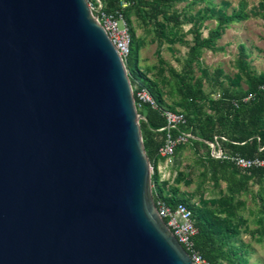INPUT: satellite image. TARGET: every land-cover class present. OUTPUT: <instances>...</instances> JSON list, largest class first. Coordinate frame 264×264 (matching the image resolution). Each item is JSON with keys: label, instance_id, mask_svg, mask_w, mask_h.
<instances>
[{"label": "water", "instance_id": "water-1", "mask_svg": "<svg viewBox=\"0 0 264 264\" xmlns=\"http://www.w3.org/2000/svg\"><path fill=\"white\" fill-rule=\"evenodd\" d=\"M144 119L87 0H0V264H192Z\"/></svg>", "mask_w": 264, "mask_h": 264}, {"label": "rangeland", "instance_id": "rangeland-1", "mask_svg": "<svg viewBox=\"0 0 264 264\" xmlns=\"http://www.w3.org/2000/svg\"><path fill=\"white\" fill-rule=\"evenodd\" d=\"M161 8L176 17L170 22L162 15L148 17L152 11L149 7L148 16L135 9L129 12L136 39L135 67L127 68L132 86L136 85L132 82L133 71H137L157 89L165 105L186 111L183 105L190 98V85L208 98L201 103L203 112L214 115L215 104L211 102L227 92L250 90L249 76L257 75L264 81V0H177L161 4ZM213 11L226 15L242 11L246 18L223 29L211 47H195L197 35L200 41L207 39L217 28L215 18H203ZM198 149L189 145L174 157V166L164 178L170 192L176 187L196 211L203 202L214 208L228 196L225 177L245 180L235 168L224 169L212 163L215 170H207L208 148ZM235 201V215L230 222H223L231 241L222 256L237 254L238 264H264V180L260 182L257 176L249 179ZM219 264L230 263L221 257Z\"/></svg>", "mask_w": 264, "mask_h": 264}, {"label": "trees", "instance_id": "trees-1", "mask_svg": "<svg viewBox=\"0 0 264 264\" xmlns=\"http://www.w3.org/2000/svg\"><path fill=\"white\" fill-rule=\"evenodd\" d=\"M105 4L106 12H114L119 9L122 0H101ZM132 2L124 9V14L129 22V12L132 9L137 10L138 13H143L148 16L147 7L152 8L148 17L157 18L162 15L165 21L170 22L175 15H168L165 10L161 8V4H170L177 0H128ZM135 2V3H134ZM142 7H146L142 9ZM204 19L215 18L218 21L217 28L211 32L209 38L199 40V35L195 39V47H211V44L219 37L220 32L233 23L243 21L246 16L242 11L234 12L231 15H226L223 12H215L203 16ZM130 24V22H129ZM131 28L132 43L130 54L127 60V68L133 70L135 67V36ZM251 89L246 92L224 93L220 100L211 102L215 104V114L208 115L203 112L201 103L208 98L202 94L199 89H193L190 85L187 88V94L190 97L188 102L183 105L186 111L177 110L174 107L164 104L157 89L153 87L152 83L144 78L142 74L133 71L132 82L136 83L138 87L145 88L152 95L156 103L163 109L171 111H180L185 114L188 119V129H191L194 135L207 141H213L214 136L218 135L226 138L228 141L223 142V147L228 153H235L245 158H264V91L261 90V85L264 83L257 75L249 76ZM187 85V84H185ZM253 93L252 100L245 102L244 99ZM135 94V92H134ZM136 95V94H135ZM138 112L145 117L140 121L143 144L147 156L156 170V165L159 162L158 151L163 146L166 132L160 131L165 127L166 122L164 117L158 110L152 109L148 104H140L137 102ZM194 112V113H192ZM182 129H184L182 127ZM174 132L173 135H175ZM177 134V133H176ZM189 145H180L175 150L174 157L180 154ZM207 147L206 145L195 142L192 147L198 151L199 147ZM208 148V147H207ZM208 159L210 166L207 170H215L212 163L220 165L224 169L228 167L235 168L227 162L214 160L210 157L208 149ZM236 172L241 174L235 168ZM215 172V171H213ZM243 174V173H242ZM245 175V180L240 178L235 179L233 176L225 177L227 185L228 196L222 201L217 202V206L213 209L209 208V203H202V208L194 210L187 198L181 196L179 190L171 188V192L167 182L159 181V174L157 171L152 176L153 198L154 201L162 199L171 206L182 202L190 206L193 213V219L198 228V235L196 237V245L200 253L210 264H219L221 257L226 258L230 264H238L240 257L235 254L232 256H222V250L227 242L231 241L228 236V229L223 222H230L229 219L236 213L235 200L236 196L245 190V185L249 179L257 176L259 181L264 180V169H256ZM195 213V214H194ZM220 216H219V215ZM196 215V220H195Z\"/></svg>", "mask_w": 264, "mask_h": 264}, {"label": "built area", "instance_id": "built-area-1", "mask_svg": "<svg viewBox=\"0 0 264 264\" xmlns=\"http://www.w3.org/2000/svg\"><path fill=\"white\" fill-rule=\"evenodd\" d=\"M89 6L96 20L108 34L122 61L126 65L132 43L130 24L124 14V9L128 4L121 2L119 9L110 13L105 11L106 6L101 0H95L93 3H89ZM132 89L133 93L135 92L136 94H134L136 106L137 102L140 104H148L152 109L158 110L166 122L165 127L160 129V131L166 132V138L163 146L158 151L160 159L156 165V170L151 164V175L153 176L155 171H157L161 183L165 182V176L168 175L170 169L174 166V154L178 146H192L195 142L206 145L212 159L227 162L243 174H247L256 169H264V158H245L239 154L228 153L223 147V142L228 140L218 135L214 136L213 141L199 138L194 135L191 129H188V119L184 113L161 108L145 88L140 89L138 85H135L132 86ZM260 89L264 91V83ZM253 97L254 94L250 93L244 101L248 102ZM174 132L177 134L175 133L173 135ZM153 186L152 184V189ZM155 204L159 216L164 220L172 234L189 254L192 264H210L197 248L196 237L198 235V228L193 219L190 204L179 202L175 206H171L162 199L155 202Z\"/></svg>", "mask_w": 264, "mask_h": 264}, {"label": "crops", "instance_id": "crops-1", "mask_svg": "<svg viewBox=\"0 0 264 264\" xmlns=\"http://www.w3.org/2000/svg\"><path fill=\"white\" fill-rule=\"evenodd\" d=\"M211 209H213V207H210ZM219 215V214H218ZM220 216V215H219Z\"/></svg>", "mask_w": 264, "mask_h": 264}]
</instances>
